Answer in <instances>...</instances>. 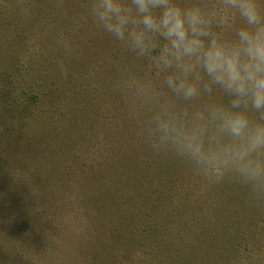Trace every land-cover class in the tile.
<instances>
[{
    "label": "trees",
    "instance_id": "trees-1",
    "mask_svg": "<svg viewBox=\"0 0 264 264\" xmlns=\"http://www.w3.org/2000/svg\"><path fill=\"white\" fill-rule=\"evenodd\" d=\"M70 2L52 6L42 0H0V30L11 29L7 35H1L0 41V112L6 119L0 176L6 171L4 176L7 177L5 182L0 180V189H8L4 203L14 196L9 189L17 188L13 181L26 162L22 160L23 150L28 151V164L34 170V179L45 190L39 183L43 176L35 168L47 161L48 158L44 161L47 155L43 152L48 148L52 156L67 145L86 144L96 134L91 130L96 126L94 118H97L100 101L87 96L85 89L74 90L77 85L70 74L73 69L93 68V60L86 59L91 55H81L79 51L72 53L69 59L67 52L71 45L81 44L93 49V44L101 65L109 67L118 62L114 53L126 57L125 63L135 65L138 62L144 65L148 56L159 55L158 50L153 49L150 55L139 56L131 51L130 45L122 46V42L110 34L99 35L98 23L89 11L93 0ZM54 26L57 33L60 30L63 34L58 35L60 38L55 42V54ZM142 81V86L147 84L145 77H139L136 85ZM66 86H73L69 92L76 91V97L66 94ZM215 87L212 86L211 92L202 90L200 94L207 100L200 101L197 96L199 100L193 106V98L185 99L164 84V94H172L173 98H169L167 118L161 115L155 119L156 158L149 167L147 180L134 188L133 197L126 194L116 214L120 226L114 230L120 239L128 238L132 242L136 237H145L155 250L158 248L164 253L169 250L166 249L168 233L178 226V234L187 242V251L193 254L181 253L180 264H249L255 256L264 258V251L255 252L257 246L264 247V175L253 179L237 166L212 158L221 146L233 142L230 136L219 131L221 109L245 112L252 125H264V118L250 104L247 109H233L232 96ZM67 109L71 119L65 118ZM185 119L191 125L187 123L181 128ZM198 129H203L200 139L207 163L192 158L180 148L184 134ZM109 135L99 134L96 140H104ZM250 159L264 166V150ZM138 161L137 156L131 155L119 164L126 165V173H134L128 166H136ZM213 161L219 163L216 168L210 165ZM54 170L58 173V168ZM96 176L83 183L84 190L87 185H96L95 181L99 184ZM111 188L109 191L113 190ZM142 202L151 212L147 219L137 210ZM25 220L22 219L20 228L27 225ZM202 255L206 263L202 262Z\"/></svg>",
    "mask_w": 264,
    "mask_h": 264
},
{
    "label": "rangeland",
    "instance_id": "rangeland-1",
    "mask_svg": "<svg viewBox=\"0 0 264 264\" xmlns=\"http://www.w3.org/2000/svg\"><path fill=\"white\" fill-rule=\"evenodd\" d=\"M66 1L71 4L70 0H42V3L62 6ZM174 2L186 8L199 7L210 22V31L225 43H234L237 32L241 28L250 27L238 11L227 7L223 0ZM255 2L264 17V0ZM120 3L125 7H132L131 0H120ZM131 17L137 21L139 19L134 7ZM133 26L143 30V26L138 23L129 25ZM96 28H99V35L106 33L103 29L100 30L98 24ZM56 29L54 26V44L60 38L58 35H63L60 30L57 33ZM8 31L0 30V41L1 35H7ZM147 35L148 39L156 44L154 50L159 52L164 43L162 38L151 33ZM126 44L122 42L121 45ZM53 46L55 54L56 44ZM92 48L86 49L85 45L75 44L71 45L67 54L70 59L72 53L79 51L81 55H91L86 59L93 60V68L73 69L70 72L77 88L70 87L74 90L85 89L87 96H94L95 100L100 101L97 118H94L96 126L91 130L96 134L92 141L86 144L80 142L77 145L73 143L72 147L67 145L52 156L49 155L48 148L43 152L47 155L44 161L48 159L42 162L41 167L39 165L35 168L43 176L39 183L45 190L33 177L34 170L27 159L28 151L21 152L24 157L22 160L26 162L13 181L17 188L9 189V192H14V196L4 203L8 189H0V264H180L178 259L181 253L193 255L192 251H187L186 240L178 234V226L171 228L168 233L166 249L169 250H166V253L159 252L158 248L155 250L145 237H136L131 242L128 238L120 239L119 233L114 230L120 226V223L116 222V214L123 203L122 199L125 200L128 193L130 197L136 194L134 188L147 180L149 167L156 158V144L153 140L156 132L155 119L161 115L164 119L168 116L165 112L170 106L169 98L172 94L165 95L166 89L163 90V86L168 75L176 73L174 70L159 68L153 59L154 56H148L144 65L139 62L135 65L128 64L127 61L125 63L126 57L114 53V58L118 61L115 65H101L93 44ZM139 77H145V86L141 85L144 81L136 85ZM70 87L66 86V94L74 98L77 92L70 94ZM215 89L221 88L217 86ZM199 97L200 101L207 100L202 94ZM199 97L191 99L193 106ZM67 111L65 118L71 119L69 110ZM187 123L191 125L190 121L185 119L181 128ZM5 125L6 119L0 112V157L5 153ZM103 133H109L111 136L97 141L96 136ZM131 155L137 156L139 161L136 166H128L134 173H126V165L119 163ZM210 165L216 168L219 163L213 161ZM54 168H58V173H54ZM3 172L0 180L5 182L6 171ZM95 175H98L96 179L99 184L95 181L96 185H87L84 190L83 183H87ZM116 182L118 189L115 188L114 193ZM111 187L113 190L109 191ZM130 190L132 191L129 192ZM137 210L144 216L143 219H147L151 214L144 202ZM22 219L27 222L24 228L19 227ZM263 251L262 246H257L255 250L258 254ZM202 262L206 263L204 256ZM249 264H264V258L262 255L255 256Z\"/></svg>",
    "mask_w": 264,
    "mask_h": 264
},
{
    "label": "clouds",
    "instance_id": "clouds-1",
    "mask_svg": "<svg viewBox=\"0 0 264 264\" xmlns=\"http://www.w3.org/2000/svg\"><path fill=\"white\" fill-rule=\"evenodd\" d=\"M238 11L250 27L241 28L234 43H225L210 31V22L199 7H183L174 0H131L132 7L120 0H93L90 14L104 32L126 42L139 56L150 55L156 47L149 33L162 38L159 55L154 56L162 70H174L166 79L168 87L185 99L211 92L218 86L232 96L233 109L243 107L260 112L264 118V17L255 0H223ZM142 25L143 30L129 25ZM205 77L207 79H205ZM221 133L233 139L219 148L213 159L232 164L250 178L264 175V166L250 158L264 150V125H252L243 111L218 113ZM203 129L183 136L180 148L192 158L206 162L200 137Z\"/></svg>",
    "mask_w": 264,
    "mask_h": 264
}]
</instances>
